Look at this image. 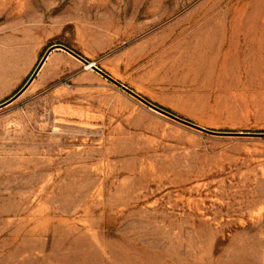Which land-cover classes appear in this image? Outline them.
<instances>
[{
  "label": "rangeland",
  "instance_id": "rangeland-1",
  "mask_svg": "<svg viewBox=\"0 0 264 264\" xmlns=\"http://www.w3.org/2000/svg\"><path fill=\"white\" fill-rule=\"evenodd\" d=\"M55 44L264 133V0H0V103ZM0 264H264V137L53 51L0 109Z\"/></svg>",
  "mask_w": 264,
  "mask_h": 264
},
{
  "label": "water",
  "instance_id": "water-1",
  "mask_svg": "<svg viewBox=\"0 0 264 264\" xmlns=\"http://www.w3.org/2000/svg\"><path fill=\"white\" fill-rule=\"evenodd\" d=\"M53 51H63L64 53L72 56L76 60L80 61L85 67H89L92 71L96 72L97 74H99L100 76L105 78L107 81H109L110 83H112L113 85H115L116 87L121 89L123 92H125L126 94L130 95L131 97L135 98L136 100H138L139 102L144 104L146 107H148L152 111H154V112H156L162 116H165L171 120H174L180 124H183L189 128H192L194 130H197L199 132H203L206 134L215 135V136L246 135V136L264 137V133L217 132V131L207 130L205 128L199 127V126H197V125H195V124H193V123H191V122H189V121H187L181 117H178L175 114L151 103L150 101H148L144 97L135 93L130 88H128L125 85L121 84L120 82L114 80L107 73H105L100 68H98L94 63L89 62L88 60H86L85 58L80 56L79 54L75 53L73 50L69 49L66 46L60 45V44L52 45L45 50L44 54L40 58L39 62L37 63L36 67L34 68L32 74L30 75V77L28 78L26 83L15 94H13L10 98H8L4 102L0 103V109L9 105L10 103H12L15 99H17L28 88V86L32 83V81L34 80V78L36 77L38 72L40 71L41 67L43 66V64L46 61L49 54Z\"/></svg>",
  "mask_w": 264,
  "mask_h": 264
},
{
  "label": "bare ground",
  "instance_id": "bare-ground-1",
  "mask_svg": "<svg viewBox=\"0 0 264 264\" xmlns=\"http://www.w3.org/2000/svg\"><path fill=\"white\" fill-rule=\"evenodd\" d=\"M86 69H90L89 67H85Z\"/></svg>",
  "mask_w": 264,
  "mask_h": 264
},
{
  "label": "trees",
  "instance_id": "trees-1",
  "mask_svg": "<svg viewBox=\"0 0 264 264\" xmlns=\"http://www.w3.org/2000/svg\"><path fill=\"white\" fill-rule=\"evenodd\" d=\"M75 52V51H74ZM76 53V52H75ZM78 54V53H77ZM168 111V110H167Z\"/></svg>",
  "mask_w": 264,
  "mask_h": 264
}]
</instances>
